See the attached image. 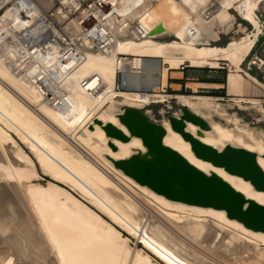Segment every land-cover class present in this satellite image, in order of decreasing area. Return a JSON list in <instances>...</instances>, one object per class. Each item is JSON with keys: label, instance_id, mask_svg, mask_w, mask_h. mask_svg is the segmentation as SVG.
Here are the masks:
<instances>
[{"label": "bare ground", "instance_id": "1", "mask_svg": "<svg viewBox=\"0 0 264 264\" xmlns=\"http://www.w3.org/2000/svg\"><path fill=\"white\" fill-rule=\"evenodd\" d=\"M263 2L218 0L213 15L204 18L206 5L202 0H116L112 19L121 22L122 29L115 45L110 54H103L85 39L80 41L86 58L65 79L69 104L63 108L54 107L42 98L26 78L16 74L0 57V182L10 185L17 208L8 218L18 221L17 237L9 242L0 239V264H14L19 262L18 258L24 260V264H193L190 262L193 255H190L192 259L189 261V257H185L187 251L183 250L184 255L177 249L178 243L174 240L170 244L164 241L171 232L178 234L192 250H196L203 238H207L228 255L236 257L238 254L247 255L239 249L244 247L254 257L247 259L249 264H264V232L246 227L240 220L239 212H227L222 208L176 199L174 193H161L137 178L132 171L136 167L155 171L142 160L163 167L159 151L167 153L163 149L166 147L206 176L226 184L236 199L237 207L243 210L264 208V186L254 182L250 174L235 167H226L217 160L212 159V163L197 158L191 146L193 139L216 154L239 156L238 164L241 167L249 166L262 173L264 131L248 127L235 115L229 118L214 99L175 95L173 98L200 118L203 124L185 120L184 132L180 133L172 129L168 119H164L160 124L162 129L153 126L147 135L149 137H143L140 130L127 127L121 117L127 109L141 110L151 103H164L166 96L153 93L141 95L115 89L118 71L124 78L130 75L128 87L133 73L144 74L147 71L155 79V86L165 88L169 70L185 64L193 68L217 69L224 59L236 68V81L240 82L239 91L235 92L236 85H231L232 75L228 72V96L234 94L241 97L240 104L258 105L263 116L261 118H264L263 105L258 99L249 97H260L262 92L256 84L260 87L262 84L241 67L254 45L256 32L246 33L239 39L233 38L225 46L205 47L206 44H199L198 58L171 53L176 48L187 47L177 39L193 44L210 39L217 42L219 33L227 34L233 27L235 17L229 12L230 9L257 29L255 12ZM135 22L148 30L144 39L133 38L125 29ZM157 26H162L161 34L151 35ZM192 30L207 34L200 37L197 33H191ZM163 37L177 39L169 42L158 40ZM119 55L128 56V59L117 65ZM147 59L155 62L146 68ZM92 75L99 76L100 89L90 96L80 82ZM248 82L252 83V88ZM192 92H196V89H192ZM152 99L154 102H150ZM213 113L220 119L225 118L228 123L222 125L212 121ZM181 114L174 116L179 118ZM129 119L134 121L135 117L130 115ZM162 133L161 145L159 138ZM9 147L12 148L10 151ZM148 150L154 154H149ZM39 170L53 180L64 182L87 203L54 183L48 182L46 186L33 184L40 176ZM20 188L25 202L21 198ZM7 195L8 191L0 189V197H5L6 202L10 198ZM137 198L144 202L142 204L147 209L148 206L152 207L153 212L158 214L157 219L159 216L166 218L162 227L156 226L157 229L141 237L142 249L129 246V236L136 237L139 232V221L135 216L141 204ZM10 203L12 201H9V206ZM26 204L33 215L32 221L31 216L27 215L31 223L29 228L23 224V213L21 215L22 209L25 212L28 209ZM9 206L4 205L3 211ZM149 212L147 210L145 215ZM8 225L9 222L0 219V237L7 231ZM172 243L176 247L171 246ZM196 251L206 258L201 253L203 249ZM211 260L213 264H220Z\"/></svg>", "mask_w": 264, "mask_h": 264}, {"label": "built area", "instance_id": "2", "mask_svg": "<svg viewBox=\"0 0 264 264\" xmlns=\"http://www.w3.org/2000/svg\"><path fill=\"white\" fill-rule=\"evenodd\" d=\"M115 1L0 0V57L16 74L26 78L42 98L54 107L63 108L69 104L65 79L86 58L80 41L85 39L103 54H110L115 45L122 29L121 22L112 19ZM202 1L206 5L204 18L211 17L218 0ZM229 12L240 20L234 23L236 27H243L249 34L256 32L254 45L243 63L248 74L256 71L253 77L262 84L256 87L264 89V5L255 12L257 29L233 9ZM125 29L135 39L148 35V30L139 22ZM127 59L128 56L119 55L117 65ZM117 75L123 74L118 71ZM80 85L93 96L100 89L99 76L85 78Z\"/></svg>", "mask_w": 264, "mask_h": 264}, {"label": "rangeland", "instance_id": "3", "mask_svg": "<svg viewBox=\"0 0 264 264\" xmlns=\"http://www.w3.org/2000/svg\"><path fill=\"white\" fill-rule=\"evenodd\" d=\"M263 4L264 3H262L261 5H263ZM230 13L235 17L234 23L235 22L236 23L240 22V20L236 17L235 13H233V12H230ZM206 27L207 26H203V28H206ZM192 32L197 33V35L200 36V37L203 36L205 33L207 34V32H201L200 30L199 31L198 30H195V31L192 30L191 33ZM218 32H221V30H218ZM246 33H247V31L244 30L243 27H239L238 28V27H236V25L233 24V27H232L231 31L228 32L227 34L219 33V38H218L219 41L217 40V42H215L214 40L210 39L208 41H204V42L193 44L191 42L183 41L181 39L172 38V37H163V38L158 39V40L169 42L172 39H177L182 44L187 45V47L186 48H176L174 50V52H171V53L179 54L182 57H184V55L187 54L190 58H198L196 56V54H197V47H198L199 44H206L205 47L225 46L226 44L229 43V41L231 39H233V38L234 39H239L242 35H244ZM154 62H155L154 60L147 59L145 61V67L146 68L147 67H151V65ZM219 63H220L221 67L217 68V69H209V68L200 69V68H193V67L190 68V66L188 64H185V65L180 66L179 68H177L175 70L170 71L169 72L170 73L169 76L172 77V78H176L177 77V74H176L177 72H184L185 73L184 76H186L188 79H185V77H183L182 79H179L181 81V86L180 87H174V86H170L169 87V82H170V80H173V79H168V84H167V78H166L165 88H162L161 86L159 87V85L155 86V83H156L155 79L153 80L152 74L147 72V71L144 74L141 73V72L133 73L131 75V77H130L131 84L129 85V87L127 85V81L129 79L130 75L129 76L127 75L125 78L123 77V75H117L116 87L119 89L118 91H130V92H135V93H140V91H142V92L153 93L155 95L162 94V95L166 96L164 103H160V104L151 103L146 108H143L141 110H136L139 113H141L142 115H144L147 118L148 121H150L151 123L157 124V125H160L162 120L168 119L169 117L174 116V114L182 112L184 109L189 111L184 106H182L176 99L173 98V96H175V95H182V96H189V97H201V98L214 99V100H216V104L220 105V108L223 111L225 110L224 112L227 115H229V118H231L232 115H235L236 117H238L241 120L242 123H246L248 125V127L252 128V129L257 128V129H260L263 132L264 131V118H261L263 116L260 113V110H258V109H260V107L258 105H251V104L244 105V104H240L239 103V99L241 97L235 96L234 94H232V96H228V94H227V92L229 91L227 89L228 79H229L228 78V76H229L228 72H231V75H232L231 85H236L234 91L235 92L239 91L240 82L236 81V76H237L236 75L237 74L236 68L232 67L229 64V62L225 61L224 59L222 61H220ZM241 67L243 68L244 71H246L245 63H242ZM251 75L255 76L256 75V71L253 70ZM123 78H124L125 82L123 81ZM134 81H135V84H134ZM198 83H201V84H198ZM201 85H205V86L200 88ZM215 86H216V88H215ZM248 86L252 88V83L248 82ZM157 87H159V88H157ZM218 87H220V88H218ZM194 88L196 89V92H192V89H194ZM257 89L262 92V95L260 97L256 96V95L249 96V97L252 98V99H258L260 101V104L263 105L262 108L264 109V89H259V88H257ZM162 90H164V92H162ZM150 102H154V99L150 100ZM119 108L123 109L122 106H119ZM211 119H212V121L218 122V123H220L222 125L228 123L225 118L224 119L223 118L220 119L214 113H213V116L211 117ZM253 119H255L258 123H255V121ZM253 123H255V124L253 125ZM15 139L18 141V139L16 137H15ZM17 143L20 144V146L23 148V150L28 153V150L20 143V141H18ZM11 149L12 148L9 147V151ZM39 174H40L39 178L34 180L33 184H41L42 186H46L48 182L54 183L56 185L64 187L65 189L69 190L75 197L81 199V196L77 192L72 191L69 186L64 184V182L53 180L51 177L46 176L43 173L41 174L40 170H39ZM8 185L9 184H6L5 182H2V181L0 182V186H1L0 189H2V191H8V195L7 196L10 197L9 201H12V203H10L11 206H9V201L7 200V202H8L7 203L5 201L6 200L5 197H2L3 199L0 197V219L3 222L4 221L6 223L9 222V225L7 227L8 228L7 231L4 234H2L1 237H0V239L2 241H4V242L12 241L13 239H15L17 237V231L16 230H17V226H18L17 219L10 220L8 218V217L11 218L12 211L14 210V208H17L16 207L17 204L15 203L16 200L13 197L12 191L10 189V185L9 186ZM19 192L21 193L20 194L21 198H23V200L25 202V196H24V193L22 192V188H20ZM81 200L83 202L87 203L83 198ZM137 200H138V202H140V204L142 206L140 205V207L137 210L139 212H137V214L135 216L136 218L134 217L135 219H138V221H139V222L137 221L138 225H139L138 236H136V237L129 236V246L132 249H142L143 246L140 243L141 242V237L145 233L151 232L154 228L157 229V228L162 227L164 222H166L165 221L166 218L165 219H163V218L161 219L162 216L161 217L159 216V218H160V219L158 218L159 220L157 219L158 214L156 215L155 214L156 212L155 213L153 212L151 206H148L149 209H147V207H144V204H142L144 202L140 198L139 199L137 198ZM6 204H8L9 207L5 208V210L3 211L2 207H4V205H6ZM27 208L28 209H27L26 212H25V210H23L21 208L22 209L21 215L23 213L22 218L24 220L22 219V221L25 222L23 224L27 228H29L28 225H31L30 220L32 221V218H33L32 216L33 215H32V212L30 211L28 205H27ZM140 209H142V210H140ZM147 210H148V212L150 211L151 214H149L150 213L149 212L148 214L145 215ZM141 211H142V213H141ZM29 212H30V214H29ZM7 213H9V214H7ZM138 213H140V214H138ZM4 214H5L6 217L3 216ZM27 215L28 216L32 215L31 217L29 216L31 219ZM28 218L30 220H28ZM140 219H141V221H140ZM153 219H155L157 221H155ZM169 221H171V220L169 219ZM155 222H157L158 224L155 223ZM156 226H157V228H156ZM121 233L123 235H125V236L127 235L123 231H121ZM178 236L179 235L176 234V233H172V232L168 233V235L165 236L164 241L170 244L174 240L175 243H178L177 249H179V251L181 253L184 252V255L186 254L185 251H187L188 255L186 254L185 257L188 256L190 258V259L187 258L189 261L192 259L190 257V255L191 256L193 255V259H192L193 262H192V260L190 261L193 264L194 263L195 264H202V263H204V264H213L211 259H213L214 261H217L220 264H233V263L234 264H246L247 262L249 264V260H247V259L254 258L252 256L251 252L246 251L244 249V247H239V249H241L244 254H247V255H242L244 257L239 256V254H238L237 257H236V255L235 256L228 255L225 251L221 250L219 248V246H217L218 244H216V245L213 244L207 238H203V240L201 241L203 243L200 242L198 244L199 246H196L197 244H195V246L198 248V249L196 248V250H198V251L201 250L202 251V249H203V251L201 253L204 254L206 256V258H202V256H200V254H198V252L195 249L192 250L193 248H191L189 246H186V244L184 242H182L180 236L179 237ZM223 236H225V235H223ZM166 237L170 238V239L166 240L167 239ZM178 239H180V241H178ZM179 242H181V243H179ZM172 245L176 247V244L172 243L171 246ZM181 246H184V247L182 248ZM185 246H186V248H185ZM251 246L255 247L254 244H251ZM187 247H189L188 248L189 251L191 250V252H190L191 254L189 253ZM201 247H202V249H201ZM183 250H185V251H183ZM143 251L146 252L145 250H143ZM204 251H205V253H204ZM194 252L196 254H194ZM210 253L213 254V255H211ZM19 255L17 257H19ZM198 255H199V257H198ZM21 256H23V255H21ZM195 256H197V257H195ZM17 257H15V256L13 257L16 260L15 262H17ZM240 257L243 258V259H241ZM21 258L23 259V257H21ZM195 258H196L197 261L195 260ZM199 259L201 260L200 263L198 262ZM202 259H206V260L208 259V260L207 261L206 260L202 261ZM18 260H19V262H17V263L21 264V261H22V263L24 264V260H21L20 258H18ZM209 260L211 261L210 263H209ZM17 263H14V264H17Z\"/></svg>", "mask_w": 264, "mask_h": 264}, {"label": "water", "instance_id": "4", "mask_svg": "<svg viewBox=\"0 0 264 264\" xmlns=\"http://www.w3.org/2000/svg\"><path fill=\"white\" fill-rule=\"evenodd\" d=\"M162 29V26H157L152 30L151 35L161 34ZM130 115L135 117L134 121L129 119ZM121 118L123 123L130 129L140 130L143 137H149L147 135L153 126L162 129L161 125L151 123L144 115L136 110H125V115ZM168 120L172 129L180 133L184 132L185 120L196 124H203L200 118L194 116L185 109L182 111L179 118L172 116L169 117ZM163 135L164 133H162L159 138L160 144ZM191 146L197 158L210 162L217 160L226 167L241 169L250 174L254 182L258 185L264 186V172L261 173L260 171L250 169L249 166L241 167L238 164L239 156L216 154L212 149L198 144V142L193 139H191ZM163 149L167 152L159 151L161 154V158L159 159L162 161L163 167H160L157 163L142 160L154 168L155 171H150V169L148 170L143 167L131 168L134 175L150 187L157 188L161 193H174L176 199L184 202L214 206L225 209L227 212H239L241 215L240 220L246 227H253L264 232V208L254 207V209L243 210L242 207H237L235 204L236 199L233 197V193L226 184L220 183L218 179L206 176L180 155L170 151L168 148L163 147ZM148 153L154 154L151 150H148ZM155 179L158 182L155 181Z\"/></svg>", "mask_w": 264, "mask_h": 264}, {"label": "crops", "instance_id": "5", "mask_svg": "<svg viewBox=\"0 0 264 264\" xmlns=\"http://www.w3.org/2000/svg\"><path fill=\"white\" fill-rule=\"evenodd\" d=\"M192 68V67H190ZM172 71V70H169L168 73H167V84H168V79H173V80H170L169 82V87L170 86H174V87H180L181 86V81L179 79H182L183 77H185V79H188L186 76H184V72H177V77L176 78H172L169 76V72ZM198 84H201V83H198ZM202 88V87H200Z\"/></svg>", "mask_w": 264, "mask_h": 264}]
</instances>
